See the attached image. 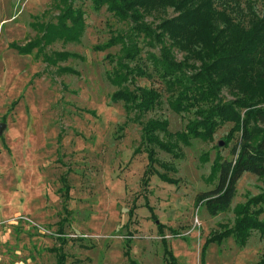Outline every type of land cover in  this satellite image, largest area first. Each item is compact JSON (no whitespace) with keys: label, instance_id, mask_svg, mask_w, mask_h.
I'll return each instance as SVG.
<instances>
[{"label":"rangeland","instance_id":"1","mask_svg":"<svg viewBox=\"0 0 264 264\" xmlns=\"http://www.w3.org/2000/svg\"><path fill=\"white\" fill-rule=\"evenodd\" d=\"M67 4L83 15L77 42L57 40L30 54L10 46L35 40L41 24L55 23ZM158 9L146 18L154 25L178 14L169 6ZM257 9L263 10L260 0ZM132 25L106 6L94 10L91 0H0V264H56L51 248L60 249L66 264H167L162 236L177 264L264 260V235L256 230L243 246L232 235L208 245L202 259L206 238L233 227L238 205L264 195V179L244 172L230 207L216 215L197 203V195L218 182L214 163L235 157L240 131L226 122L211 139L188 144L168 135L184 131L193 115L168 106L163 80L151 69L158 44L139 38L147 75L134 81L160 92V103L147 113L128 114L122 102L111 101L118 87L107 79L114 63L106 55L116 60L121 49L95 47ZM55 51L70 56L56 64L43 60ZM221 96L232 99L225 88ZM151 119L167 120V133L157 136L175 144L172 153L146 140L143 126ZM259 206L264 220V201L254 208Z\"/></svg>","mask_w":264,"mask_h":264},{"label":"trees","instance_id":"2","mask_svg":"<svg viewBox=\"0 0 264 264\" xmlns=\"http://www.w3.org/2000/svg\"><path fill=\"white\" fill-rule=\"evenodd\" d=\"M260 1L262 11L257 9L259 0H91L94 10L106 6L115 17L133 23L130 31L117 32L95 47L104 51L119 45L121 49L122 55L116 60L106 55L114 63L107 79L118 87L110 96L112 102H122L128 114L133 110L147 113L160 103V92L136 85L134 81L147 75L140 63L141 37L150 46L159 45V53L150 54L151 69L163 80L169 108L193 115L184 131L168 135L188 144L192 138L211 139L217 127L226 122H233L232 130L240 131L232 148L235 157L214 163L213 169L218 172L215 187L197 195V203L204 202L211 215L228 210L236 182L244 172L264 179V0ZM162 6H169L178 14L156 25L148 22L146 18L153 17ZM82 16L79 8L67 4L55 23L41 24L42 34L35 40L10 46L19 54H30L34 48L40 49L57 40L77 42L84 28ZM174 49L183 52L181 60L175 58ZM68 56L66 51H55L44 55L43 60L56 64ZM60 69L73 71L67 67ZM224 88L232 99L222 98ZM167 127V120L151 119L143 126V134L148 142L172 153L175 144H167L157 136L158 131L167 133ZM148 152V159L152 160L153 150ZM64 196L68 200V188ZM263 201L264 195H257L238 205L233 227H225L206 238L202 259L208 245L221 244L230 235L240 246L245 245L253 230L263 236L264 220L258 217L262 209L254 208ZM162 239L167 264H177L165 237ZM51 251L56 255V264H66V256L59 248ZM259 264H264V260Z\"/></svg>","mask_w":264,"mask_h":264},{"label":"water","instance_id":"3","mask_svg":"<svg viewBox=\"0 0 264 264\" xmlns=\"http://www.w3.org/2000/svg\"><path fill=\"white\" fill-rule=\"evenodd\" d=\"M3 128H4V124H0V135L2 133Z\"/></svg>","mask_w":264,"mask_h":264}]
</instances>
